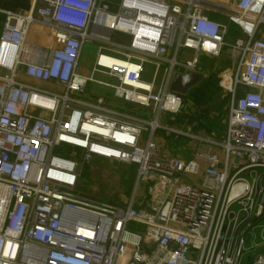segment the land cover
I'll return each instance as SVG.
<instances>
[{
  "label": "built area",
  "instance_id": "built-area-1",
  "mask_svg": "<svg viewBox=\"0 0 264 264\" xmlns=\"http://www.w3.org/2000/svg\"><path fill=\"white\" fill-rule=\"evenodd\" d=\"M37 1L60 46L27 44L33 14L0 36V264H264V0ZM223 56L218 135L170 86ZM94 158L136 169L127 205L77 192Z\"/></svg>",
  "mask_w": 264,
  "mask_h": 264
},
{
  "label": "rangeland",
  "instance_id": "rangeland-1",
  "mask_svg": "<svg viewBox=\"0 0 264 264\" xmlns=\"http://www.w3.org/2000/svg\"><path fill=\"white\" fill-rule=\"evenodd\" d=\"M216 19L225 20L223 16L219 15L216 16ZM234 36L232 35V38H235ZM94 52V47L88 46L86 48L84 62L81 64L83 73H90L94 63L92 57ZM226 59V56L216 60L203 58L204 67L206 66L208 69L207 76L215 75L218 79V85L220 82L219 75L227 67ZM150 76V70L148 69L145 78L150 79ZM229 102L230 96L220 89L218 95L209 100L203 107H194L196 109L194 114L199 118V121L206 125V128L224 132ZM188 107H191V105L189 104ZM76 153L82 159V153ZM136 180V169L134 167L110 162L106 159L94 158L90 162L82 164L77 192L101 202L125 206L134 196Z\"/></svg>",
  "mask_w": 264,
  "mask_h": 264
},
{
  "label": "crops",
  "instance_id": "crops-1",
  "mask_svg": "<svg viewBox=\"0 0 264 264\" xmlns=\"http://www.w3.org/2000/svg\"><path fill=\"white\" fill-rule=\"evenodd\" d=\"M44 5L43 1H37V0H0V36L2 33L3 23L5 20V12L10 11L22 15H30L33 14L36 17V21L31 25L26 41L31 48H34L36 51H47L52 49L53 47L60 46V43L56 41V38L54 34L51 32V30L44 24L42 18L35 14V10L37 6ZM94 45V46H93ZM88 46H92L95 49V52L93 54V62L96 55L97 50V43H87L83 49L82 57H81V64L84 62V54L86 53V48ZM93 65V64H92ZM150 69V68H149ZM86 74V73H85ZM151 75V73H150ZM21 80L35 85H40L44 87H49V84H43L31 79H28L24 76L20 77ZM102 89V90H99ZM91 95H105L108 94V90L98 86L94 85L90 88ZM193 114H190L189 119L191 120ZM203 129H209L204 127ZM226 129V128H225ZM213 130V129H210ZM216 133L217 131L214 130ZM224 133V132H223Z\"/></svg>",
  "mask_w": 264,
  "mask_h": 264
},
{
  "label": "trees",
  "instance_id": "trees-1",
  "mask_svg": "<svg viewBox=\"0 0 264 264\" xmlns=\"http://www.w3.org/2000/svg\"><path fill=\"white\" fill-rule=\"evenodd\" d=\"M220 86L218 85V79L215 75L207 76L200 84L193 87L187 95H185V98L188 102H191L193 104V107L201 108L203 107L209 100H212L215 96L218 95L220 91ZM191 122H198L196 129L198 128H204L206 125L199 121V118L195 116V114L191 117ZM210 122V120H209ZM226 128V125H225ZM223 132L217 131L218 135H222ZM261 222H264V214L260 218ZM254 260V255H249L246 257L242 264H252Z\"/></svg>",
  "mask_w": 264,
  "mask_h": 264
},
{
  "label": "water",
  "instance_id": "water-1",
  "mask_svg": "<svg viewBox=\"0 0 264 264\" xmlns=\"http://www.w3.org/2000/svg\"><path fill=\"white\" fill-rule=\"evenodd\" d=\"M206 76L201 73L187 71L185 73H175L171 82L170 89L173 92L187 95L188 92L200 84Z\"/></svg>",
  "mask_w": 264,
  "mask_h": 264
}]
</instances>
